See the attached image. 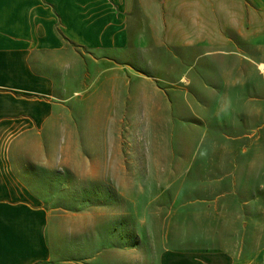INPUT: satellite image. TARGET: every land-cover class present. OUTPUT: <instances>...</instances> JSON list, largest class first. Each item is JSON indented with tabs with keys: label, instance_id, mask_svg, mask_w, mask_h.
<instances>
[{
	"label": "rangeland",
	"instance_id": "obj_1",
	"mask_svg": "<svg viewBox=\"0 0 264 264\" xmlns=\"http://www.w3.org/2000/svg\"><path fill=\"white\" fill-rule=\"evenodd\" d=\"M129 27L142 41L108 51L128 85L57 86L44 137L12 145L14 163L46 165L31 189L49 207L90 212L53 221L52 263L180 264L234 250L262 264L264 35L226 56L155 49L147 24ZM79 52L85 69L90 47Z\"/></svg>",
	"mask_w": 264,
	"mask_h": 264
},
{
	"label": "crops",
	"instance_id": "obj_2",
	"mask_svg": "<svg viewBox=\"0 0 264 264\" xmlns=\"http://www.w3.org/2000/svg\"><path fill=\"white\" fill-rule=\"evenodd\" d=\"M130 24H147L155 49L203 47L233 56L237 48L228 45H249L264 35V0H0V264H53V221L90 214L49 207L31 189L45 181L38 172L46 165L16 164L11 149L18 139L44 137L64 86L128 85L121 61L108 51L125 49L136 37L142 41L136 29L130 36ZM79 44L90 47L83 52L90 55L85 69L79 66ZM32 169L36 178L26 176ZM200 256L180 264L257 263L253 257L240 260L234 250Z\"/></svg>",
	"mask_w": 264,
	"mask_h": 264
},
{
	"label": "bare ground",
	"instance_id": "obj_3",
	"mask_svg": "<svg viewBox=\"0 0 264 264\" xmlns=\"http://www.w3.org/2000/svg\"><path fill=\"white\" fill-rule=\"evenodd\" d=\"M262 68L264 67V66H261Z\"/></svg>",
	"mask_w": 264,
	"mask_h": 264
}]
</instances>
